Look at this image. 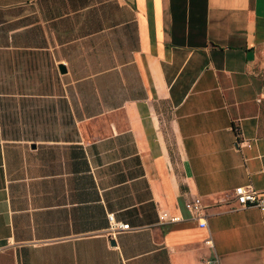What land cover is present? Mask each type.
Wrapping results in <instances>:
<instances>
[{
	"label": "crops",
	"instance_id": "obj_1",
	"mask_svg": "<svg viewBox=\"0 0 264 264\" xmlns=\"http://www.w3.org/2000/svg\"><path fill=\"white\" fill-rule=\"evenodd\" d=\"M249 183L264 0H0V264H264Z\"/></svg>",
	"mask_w": 264,
	"mask_h": 264
},
{
	"label": "built area",
	"instance_id": "obj_2",
	"mask_svg": "<svg viewBox=\"0 0 264 264\" xmlns=\"http://www.w3.org/2000/svg\"><path fill=\"white\" fill-rule=\"evenodd\" d=\"M249 145V144H247ZM230 198L236 202L233 209H242L248 207H257L264 211V191L256 189L252 184L237 185L230 191ZM185 208L195 214H201L202 200L199 196H195L184 204ZM108 221L110 223L109 230L112 235L119 231L130 228L129 223H123L115 220L113 213H108ZM158 219L162 223H172L180 220V216L171 215L167 211H161ZM202 226H206L205 221H199ZM203 264H221L220 259L215 255L203 261Z\"/></svg>",
	"mask_w": 264,
	"mask_h": 264
},
{
	"label": "water",
	"instance_id": "obj_3",
	"mask_svg": "<svg viewBox=\"0 0 264 264\" xmlns=\"http://www.w3.org/2000/svg\"><path fill=\"white\" fill-rule=\"evenodd\" d=\"M59 69H60V71H62V72H64V70H65V68H64L63 65H59Z\"/></svg>",
	"mask_w": 264,
	"mask_h": 264
}]
</instances>
